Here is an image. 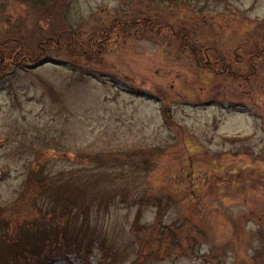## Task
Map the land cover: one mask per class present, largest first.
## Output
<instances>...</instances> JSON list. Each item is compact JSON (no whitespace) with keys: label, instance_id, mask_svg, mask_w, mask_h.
I'll return each instance as SVG.
<instances>
[{"label":"rangeland","instance_id":"obj_1","mask_svg":"<svg viewBox=\"0 0 264 264\" xmlns=\"http://www.w3.org/2000/svg\"><path fill=\"white\" fill-rule=\"evenodd\" d=\"M52 4L0 0L1 264L75 189L87 264H264V0Z\"/></svg>","mask_w":264,"mask_h":264},{"label":"trees","instance_id":"obj_2","mask_svg":"<svg viewBox=\"0 0 264 264\" xmlns=\"http://www.w3.org/2000/svg\"><path fill=\"white\" fill-rule=\"evenodd\" d=\"M54 1L55 3H60V2L63 3L65 0H49L50 10H52V5H53L52 3H54ZM50 10H47L45 14H47ZM134 22H135L134 24L138 26L140 25L141 22L150 23L143 18L141 20ZM117 23H120V21ZM127 28L128 27L125 26V24L121 23V25H119V28H118V24H116V26L112 25L111 27H109L108 31L110 32L116 29L117 33L120 32L119 34L127 37L126 36ZM106 39L107 38H105V40ZM101 40H103L102 36H101ZM41 46L42 45L38 46L39 50H43V47ZM56 50H59V47ZM83 160H81L80 162H82ZM75 161H78V159L75 158L74 162ZM102 161L103 160L99 159V164L101 165L104 164L105 161L104 162ZM93 162H95V159L91 161V163ZM40 167H38V169H35L34 173L32 171L30 172L28 183L27 185H25L26 191L24 192V194L27 195V197L31 198V202L39 199L41 195L46 194V192L50 189V187H52L51 182L53 179L50 178L47 179L38 176L37 173ZM59 186H61V183ZM75 190L72 192H64L63 194H61V196H59L60 195L59 191L57 193H56L57 190L52 191L51 194H56V195H54V197L50 196L47 202V208L45 210H42V207H39L40 211L39 210H35V211H37V213L40 214V218H42L44 225H46L48 228L50 227L51 229L53 228L51 231L53 233V237L52 234L50 238H47L46 235H42L37 239H34L33 240L34 242L30 241L29 244L25 243L24 246H20L19 248H17V250L14 251L15 254L9 256L8 260L6 261V264H53L54 263L53 261L57 258L67 261L68 255H74L76 256V258L79 259V261H81L84 264H87L86 258L90 253L89 248L92 245V243L88 240V238L81 237V238H77V240H74V242L68 241V243L66 239L62 238L63 236L62 226L66 224L73 210L80 209L81 207H83L81 208L83 210L87 208V205H85V202L88 198L86 189L85 190L80 189V191H75ZM1 221H5V223L9 225V222L4 219L3 214L0 215V222ZM11 231L13 233V237L11 239H8L7 242H9L12 246H17V244H19L17 241V234H18L17 227L14 226V228ZM8 233L9 231L6 230L7 235ZM98 249H100V251H102L103 253L108 254L106 257L102 258L104 262H107L108 259L112 257V254H110V252L107 253V251L102 246H98Z\"/></svg>","mask_w":264,"mask_h":264},{"label":"flooded vegetation","instance_id":"obj_3","mask_svg":"<svg viewBox=\"0 0 264 264\" xmlns=\"http://www.w3.org/2000/svg\"><path fill=\"white\" fill-rule=\"evenodd\" d=\"M220 60H222V58H221ZM219 62H220V61H219Z\"/></svg>","mask_w":264,"mask_h":264}]
</instances>
